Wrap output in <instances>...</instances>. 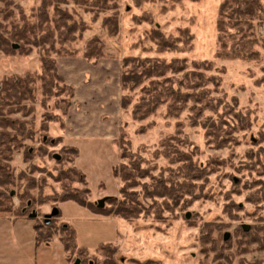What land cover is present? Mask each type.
Instances as JSON below:
<instances>
[{"label": "rangeland", "instance_id": "rangeland-1", "mask_svg": "<svg viewBox=\"0 0 264 264\" xmlns=\"http://www.w3.org/2000/svg\"><path fill=\"white\" fill-rule=\"evenodd\" d=\"M42 1L6 0V3L0 1V11L6 9L8 13L11 12L9 13L11 18L3 17L0 12V23L8 25L11 21L20 22L22 19L28 23H35L40 20L38 12L45 10L52 28H54L53 20L58 19L61 14L66 16L69 23L83 24L73 33L75 39L63 46L69 51L76 52V55L82 56L87 43L94 37L95 43L101 45L104 54L99 59L122 60L126 56L188 60L214 58L215 19L220 0H147L140 4H137L135 0H110L108 3L116 6L115 12L118 17V31L113 35L109 34L103 19L110 15L114 8L102 12L98 6L92 5L94 0L85 1L84 4H78L75 0H47L49 5L45 7ZM54 6L61 10L60 15L55 12ZM142 16H149L150 20L139 22L135 20ZM184 27H188L193 35L190 50H185V47L181 51L161 53L154 51L155 44L147 36L152 28L160 29L163 33L175 37L178 35V30ZM259 31L264 33V24ZM37 35L39 33L36 32ZM57 36L58 33L55 32L54 39L46 45L53 43L50 45L54 48H62ZM33 38L34 36H32V42L24 44L23 48L16 46L12 54H7L0 49V87L7 77L23 76L27 72L36 74L41 71V44L33 42ZM59 56L68 57L69 55ZM49 57H54L53 51L49 52ZM57 57L55 56V64ZM214 65L222 71L220 74L223 89L229 94L236 95L243 109L248 107L253 110L251 117L254 122L251 129L237 134L239 145L216 148L208 143L200 127L189 125L184 113L178 120L167 118L164 113L165 107H161L155 115L139 122L121 113L120 125L121 121L126 122V135L132 144L131 148L145 157L150 164L165 163V159H153L152 151L163 137L176 133L178 121L181 122V136H187L199 148L200 152L193 155L194 160L204 163L224 160L225 164L229 162L232 164L216 166L218 167L216 172L209 171L207 180L201 181L203 188L198 199L191 202L185 200L187 198L181 199L173 213L164 212L166 219L163 222L153 218H139L128 222L95 213L72 200L58 202L60 215L53 217V221L73 227L76 244L89 251L87 257L89 262L101 264L107 259L105 253L100 254L95 251L99 245L105 243L116 246V252L111 260L113 264H245L264 257V251L259 249V244L251 242V239L243 237L241 233L244 225L248 227L246 231L249 232L255 230L253 227L264 226V201L257 205L247 201L248 195L256 190L255 187L251 188V182L264 180V175L259 176L254 170H241L240 167V163L247 160L246 153L249 149L256 151L259 147H264V142L258 143L257 139L260 131L264 130L262 128L264 86L255 84L256 77L262 74L259 67L261 64L215 59ZM39 84L38 81L35 82V99L32 103L29 102L34 110L24 118L32 123L31 136L23 140L22 148L16 151L9 161L11 168L18 172L23 171L28 178L27 182L22 180L17 183L15 192L28 186L29 178L35 180L34 186H30L29 190L34 196L35 204L29 212L35 211L36 216L21 218L24 225L6 221L7 224L14 225V228L19 227L17 233L22 232L21 229L24 230V237L32 238V240L30 245L24 244L22 249L15 248L9 243L2 246L3 257H0V264H72L76 259V256L69 259L70 255L64 251L57 235L39 245L33 238L32 225L42 221L44 215L49 214L53 207L52 202L47 201L48 203L41 204L40 200L46 196L62 193L65 185L69 190H79L83 187L77 176L70 175L69 180L55 178L59 168L71 165V163L65 164L64 160L73 156L69 152L65 156L63 152L64 147L71 146L63 144L62 137H58V122H46L49 125L47 131H42L40 128L42 122L49 117V112L57 113L53 97L58 95L60 86L54 87L51 93L52 107L46 109L40 104L42 93ZM13 116L22 118L20 114ZM141 126L146 127L145 132L141 133L138 130ZM116 146L118 156L114 157L113 161V154L107 152L102 145L94 148L92 155L86 156L83 160L86 165L87 171H84L86 175L75 166L80 173L84 174L90 190L89 199L95 205L101 198H105V206L111 197H119L120 182L112 174L113 166L122 161L119 158L117 143ZM234 164L237 166H232ZM154 173L157 174V172ZM227 193L235 203L242 206L241 210L233 208L229 213L223 212L225 204L229 202L226 199ZM13 202L14 205L18 204V198L14 194ZM0 216L11 217L12 215L0 214ZM208 222L223 227L221 230L209 231L213 225L206 227L205 224ZM205 231L209 232L207 235L212 241H204L205 237L202 233ZM12 232L15 233L14 230Z\"/></svg>", "mask_w": 264, "mask_h": 264}, {"label": "trees", "instance_id": "trees-1", "mask_svg": "<svg viewBox=\"0 0 264 264\" xmlns=\"http://www.w3.org/2000/svg\"><path fill=\"white\" fill-rule=\"evenodd\" d=\"M6 3V0H0ZM88 2V0H75L76 3ZM110 0H94L93 6H98L100 11H113L103 19V24L108 27L110 35L118 31V17L116 6L109 5ZM137 4L147 0H135ZM154 1V0H149ZM43 7L49 5L43 0ZM6 6V4H5ZM1 10L3 17L11 18V15ZM54 10L60 15L61 10L54 6ZM40 20L28 23L25 19L20 22L11 21L8 25L0 23V49L7 54H12L16 46L23 48L24 44L32 42L41 44V71L36 74L27 72L23 76H11L2 81L0 87V214L12 215L13 219L29 218V209L35 201L29 190L34 186V179L29 178L30 184L21 191H14L19 181L27 182V175L23 171L11 168L9 161L13 154L22 148L23 140L31 136L32 123L24 119L30 115L34 107L35 82L38 81L42 99L41 105L50 109L51 100L54 98V108L57 113L49 112L47 120L42 122L40 128L47 131L46 122H58L63 125V117L66 115L74 89L67 84L57 72L55 56H75L76 52L69 51L65 43L73 41V33L79 26L69 23L64 14L53 20L51 27L49 17L45 10L38 12ZM5 19V18H4ZM139 21H149V16H142ZM264 24V0H220L215 19L216 50L214 58L203 60H188L186 58L165 59L150 56H126L121 60L120 71V109L121 113L129 115L134 121H143L155 115L161 107H165L167 118L179 119L184 113L191 127H200L204 131L209 144L216 148L234 147L239 145L237 134L250 130L254 119L251 117L253 110L242 107L236 95L227 93L222 87V71L215 67L214 60H238L246 63L260 65V76L256 77L255 84L264 86V33L259 29ZM36 32L39 35L36 36ZM58 33V41L62 48H54L46 45L51 42L54 33ZM154 42L157 53L169 51L190 50L193 35L188 27L178 30V35L172 37L163 33L160 29L152 28L148 35ZM93 37L86 45L82 56L87 60L96 61L103 57L101 45L95 43ZM38 44V43H37ZM39 44V45H40ZM48 46V47H47ZM151 50V49H149ZM53 51L54 57H49ZM253 74V72H252ZM60 86L58 95L51 97L54 87ZM20 114L22 118L13 115ZM119 137L116 141L119 147V158L122 160L112 168V174L119 180V197H111L107 204L98 208L89 199L90 190L85 176L74 165L79 154L76 147H64L63 152H69L73 157L64 160L65 164L58 169L55 178L69 180L68 176H77L82 183V189H68L65 185L62 193L46 196L41 204L52 202V209L57 208V214L50 218H44L32 225L34 242L39 245L58 236L71 259L76 256L72 264H96L87 259L89 251L79 247L75 240V230L71 225L53 221V217L59 216L58 202L72 200L80 206L86 207L95 213L107 215L128 222L139 218H153L158 222L165 221L164 212L173 213L181 199L194 201L200 196L203 184L209 171L216 172L219 165H231L223 161H207V163L194 160L193 155L199 153L196 144L182 135L181 122H177L175 134L165 136L159 145L152 151L153 159H165L164 164L157 162L150 164L139 152L131 148L130 139L127 138L126 122L121 121ZM264 128V122L262 123ZM261 128V129H262ZM141 133L146 131L145 126L138 129ZM60 138V136H58ZM258 143L264 142V130L260 131ZM187 148V149H186ZM26 155V154H25ZM28 155L26 156V158ZM247 160L240 163L241 170L256 171L259 176L264 175V147L256 151L249 149L246 153ZM63 162V160H62ZM146 164V165H145ZM215 166V167H214ZM236 167L237 165H232ZM210 168V169H209ZM240 170V168L238 169ZM154 172H157L155 174ZM149 180V181H147ZM251 188H256L247 197V201L254 205L264 201V180L251 182ZM257 185V186H256ZM15 192V193H13ZM240 192V191H237ZM13 194L18 198V204L14 205ZM223 212H230L233 208L241 210L242 206L235 203L227 193ZM263 218V216H261ZM213 222L206 223L210 230L223 226ZM252 232L242 228V236L251 239V242L259 244V249L264 251V226L253 227ZM202 233L205 242L212 241ZM255 233L256 236H255ZM215 242V241H214ZM213 242V243H214ZM114 245V244H113ZM110 243L99 245L95 251L105 253L107 259L101 264H113L111 262L116 246ZM245 264H264L261 260Z\"/></svg>", "mask_w": 264, "mask_h": 264}, {"label": "crops", "instance_id": "crops-1", "mask_svg": "<svg viewBox=\"0 0 264 264\" xmlns=\"http://www.w3.org/2000/svg\"><path fill=\"white\" fill-rule=\"evenodd\" d=\"M56 67L59 75L74 89L70 107L63 117V125H59L58 133L63 144L78 149L74 164L85 174L87 170L83 160L92 155L94 148L102 145L113 154L112 161L118 156L116 141L121 118V59L102 58L94 62L81 55L59 56L56 58ZM7 220L25 224L23 220H15L12 216H0V257H3L2 246L9 243L22 249L24 244L30 245L32 240L24 237L21 228L22 232L17 233L19 227L7 224Z\"/></svg>", "mask_w": 264, "mask_h": 264}, {"label": "water", "instance_id": "water-1", "mask_svg": "<svg viewBox=\"0 0 264 264\" xmlns=\"http://www.w3.org/2000/svg\"><path fill=\"white\" fill-rule=\"evenodd\" d=\"M104 201H105V198H101V199H99V200L97 201V203H96V206H97L98 208H102V207L104 206ZM57 212H58V211H57V208H53V209L51 210V212H50L49 214L46 215V218H50L52 215H56ZM35 216H36V213H35V211H33V212L31 213L30 217H35ZM243 228H244L245 230L248 229V227H247L246 225H244ZM225 237H227V234H225Z\"/></svg>", "mask_w": 264, "mask_h": 264}]
</instances>
